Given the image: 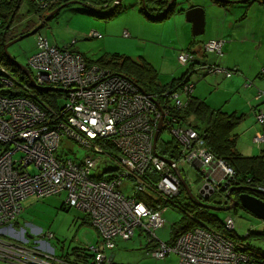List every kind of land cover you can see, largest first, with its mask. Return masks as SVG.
I'll return each instance as SVG.
<instances>
[{"label": "built area", "instance_id": "2783aa9c", "mask_svg": "<svg viewBox=\"0 0 264 264\" xmlns=\"http://www.w3.org/2000/svg\"><path fill=\"white\" fill-rule=\"evenodd\" d=\"M57 1L37 0L42 8ZM123 35L131 36L127 30ZM90 37L102 38L96 31ZM225 45L222 38L212 39L202 49L205 54L222 57ZM74 50L71 45L51 43L38 33L36 50L26 67L37 85L33 86L28 77L34 88H61L65 105L58 104L59 98L55 100L57 106H52L31 97L0 93V146H4L0 151V258L20 264H77L58 260L50 248L43 251V242L29 246V237L10 226L28 198L65 192V203L88 215L99 235L97 245L88 246L92 264H110L108 251L120 241L134 239L137 231L148 235L151 245L147 254L157 260L175 254L182 264H264L243 250L247 246L243 242L207 227L188 230L171 242L161 240L157 234L168 223L165 202L170 204L183 188L175 166L180 171L193 167L210 182L217 173L222 174L213 183L224 192L237 175L231 165L209 151L206 134L190 123H182L173 111L186 108L192 99V67L187 68V81L182 87L160 97L143 92L133 79L90 63ZM199 58L189 49L178 56L181 65H200L207 74L232 77L236 73ZM0 84L5 89L19 85L15 74L1 63ZM258 94L256 99L262 97L261 92ZM255 116L262 127L264 112H256ZM161 121L160 137L168 129L180 146V157L172 159L174 165L154 150V136ZM63 140L79 143L89 154L80 161L68 157L61 149ZM254 141L264 144L263 132H257ZM110 146L123 159L114 156ZM60 149L62 154L58 153ZM99 174H106V178H99ZM139 194L158 203L147 204L138 199ZM224 223L227 232L236 231L231 216ZM43 236L51 239L54 234Z\"/></svg>", "mask_w": 264, "mask_h": 264}, {"label": "rangeland", "instance_id": "374dc122", "mask_svg": "<svg viewBox=\"0 0 264 264\" xmlns=\"http://www.w3.org/2000/svg\"><path fill=\"white\" fill-rule=\"evenodd\" d=\"M31 1L35 2V0ZM213 2V0H177L174 12L182 9L185 12L189 6L197 5L205 10L206 15V9L210 10L214 5ZM20 5L21 8H19V12L12 25L13 31L11 30L9 33L18 34L30 27L33 30L46 18V16L51 14V12L49 13L48 8L44 9L42 10L41 19L40 17L38 18L37 15L30 14L25 4ZM142 9L143 6L140 3V0H124L111 17L103 18L101 14H95L96 11L90 5L74 2L59 10V12H57L46 23L40 33L47 36L51 43H55L60 47L71 45L73 49L83 54L88 60L94 62L102 58H111L114 56H120L123 58L130 57L136 61L145 58L153 63L160 71L159 76L163 83L168 81V67L174 66L177 68L175 75L192 67L191 72L193 79H191V82L195 83L196 81V83H199L197 90L199 89L198 91L200 95L205 98L206 102L214 108L219 106L221 102H224V99L228 98L229 95L225 96V93L223 92H215L212 89V86H201L204 82H208V80L211 79L210 77L215 76V74H207V72L201 69L202 67L200 65L191 66V62L187 65H181L182 63L178 60L180 52L189 49V44L187 43L185 45V40L189 36L193 39L194 36L192 35V29L185 30L166 27L167 23L169 24L170 18L164 22H151L147 16L141 12ZM105 11L107 10L98 12L104 13ZM183 16L186 21L185 14ZM252 16L253 14L249 16L248 20H250ZM127 22L136 24L135 29H127L131 34L130 37H125L123 35V32L125 31L123 28H125ZM212 25L213 29L217 28L216 22ZM106 26H108L109 29H105ZM208 29L210 30L207 31L204 36L197 37V39H204L210 33L211 23ZM93 31L101 34L102 38H91L90 35ZM245 32L256 34L258 38L257 43L260 42L259 38H261L263 46L260 49H257L258 44L254 46V43L248 41L243 49L245 52L247 49H250L249 51L251 52L249 56L245 54V52H242L244 54L238 58L242 65H247L249 60H259L260 58H264V29H257V31L256 29H246ZM36 39L37 34L19 41L9 47V54L18 64L28 67L29 58L36 50ZM250 40H254L253 35L250 36ZM243 44L244 43H240V45ZM240 45L239 47L242 48ZM226 47L227 46H225L223 56L226 54ZM189 50L194 51L193 49ZM207 55L198 60L204 63H210ZM165 64L168 67L164 70ZM237 74H240V72L233 74V77ZM226 79L228 78L226 77ZM255 88L256 87L253 89ZM242 89H240V93H243L241 94L243 99H240V94L235 98L237 103L241 105L244 103V97L247 95L244 93L247 92V90L244 88ZM255 90L259 89L256 88ZM255 90L254 93L250 95L251 98L249 97L251 100L254 97ZM55 97L59 98L58 104L60 106L65 105L66 100L64 97H60V95L51 96V100ZM256 100L254 102L256 104L261 102H256ZM261 106H264V104ZM254 118L257 120L256 117ZM190 121L196 123L193 117H190ZM252 122V125L255 127V120L252 117H250V119L245 117L243 122L235 130V133L239 136L241 148L247 150L248 153H253L251 147H256V152L260 151V146L253 142V134L248 135L247 133L248 129L252 126ZM256 125L258 129L261 130L262 127L258 123H256ZM160 138L163 141H169L172 140L173 135L168 129H165ZM2 149H4V146H0V151ZM61 149L67 152L68 157L79 161L89 154L86 147L81 146L75 141L63 140ZM61 149L58 151L60 154L63 153ZM115 153L118 154L117 151ZM118 156L123 159L121 155L118 154ZM18 157H20V154H18ZM186 168V170L182 171V175L194 195L200 196L203 201L206 196L210 198L214 196L215 201H217L216 204H219L218 206L220 207H224L223 205L225 203L230 205L224 197H220L218 189L215 188L213 182L204 180V178H202L203 176L200 175L195 168ZM32 172H35V170H32ZM182 192L183 190H181L178 197L183 196ZM65 201V192L44 198L30 197L24 201V210L10 226H12L17 232H21L29 237L28 240L31 241L29 246H35L37 243L40 244V242H43L45 245V248L42 249L43 251L48 252L47 249L50 248L51 250H56L58 255L62 254L61 251L67 253L73 247H87L89 242H94V245H97L99 235L96 229L88 224V221L87 223L84 222L85 216L83 215V212L76 208L63 210L61 206ZM179 204L184 206L182 202H179ZM179 204L168 205V210L165 214L168 220L167 229H169L173 223L178 222L185 216L183 209ZM198 209L199 207L197 209L193 207L192 210L194 212L191 214H195V211ZM205 209L208 211L209 215L214 217L219 223H223L228 216H231L235 221V229L240 238H245L250 231H253L255 234L252 235L247 242H249L254 250L262 255L264 254V239L259 235L264 230V222L262 220L255 217L240 204L228 210ZM34 228H37V230L39 229L40 231L37 233L34 231ZM47 232H52L54 237L46 239L43 235ZM140 240L146 244L149 240L148 235L144 232L141 234L137 231L136 238L129 242H118L119 244L114 250H111L112 252L108 251L109 257L114 253V262L121 264H182L179 256L175 254L168 256L165 260H157L145 256L144 252L146 253V250L145 247H141L139 244ZM61 247H64V251L61 250ZM137 248L139 249L137 250ZM171 257L177 259L170 263ZM88 260V264H92V260ZM0 264L20 263L7 262L0 258Z\"/></svg>", "mask_w": 264, "mask_h": 264}, {"label": "trees", "instance_id": "16d2710c", "mask_svg": "<svg viewBox=\"0 0 264 264\" xmlns=\"http://www.w3.org/2000/svg\"><path fill=\"white\" fill-rule=\"evenodd\" d=\"M77 2L80 4H88L90 5L95 11L97 15L101 14L103 18L111 17L117 8H113V5L116 0H58L56 3L47 7L49 10L54 8H58L59 6L70 3V2ZM170 0H145L146 8L142 9V13L147 16L148 19L162 21L174 14V10L170 9L166 15L157 19L159 15H161L165 9H167L168 3ZM258 1L264 5V2L261 0H250L249 2ZM220 2V1H219ZM224 3L226 1H223ZM20 4H25L29 10L30 14L37 15L38 18L42 16V10L47 8H42L41 5L37 2V0H0V63L5 65L15 76L18 78L19 85L13 89H5L0 84V93L8 96H25L31 97L38 102H42L43 104H51L52 106H57L55 97L51 100V96L60 95V92H51L47 88L36 89L32 86L31 81L28 79L26 74L17 66H15L11 60H9L4 51V45L6 42L24 34L30 32L32 29L31 27L25 29L21 33L12 34L11 32L12 25L15 21L16 15L19 12V8H21ZM112 9V10H111ZM107 10L104 13H99L98 11ZM40 14V15H39ZM227 46V44H226ZM203 50V49H201ZM75 51V50H74ZM204 55H206L204 53ZM216 56V55H215ZM204 57V56H203ZM218 57V56H217ZM223 57V56H222ZM86 58V57H85ZM87 59V58H86ZM90 61V60H88ZM90 63H96L104 68H109L111 71L116 72L118 74H123L137 83V85L146 91L147 93L162 96L168 90H175L178 87H182V85L187 81L185 76L188 73L184 74V77L181 80H177V82H173L167 85H162L159 82L158 73L153 68V66L148 63L146 60L142 59L140 61H136L129 58H123L120 56L114 57H107L102 58L96 62L91 61ZM232 70V69H231ZM235 70V69H234ZM261 74L264 75L262 72ZM54 93V94H53ZM58 93V94H55ZM48 99V101H47ZM54 102V103H48ZM175 115L180 118L182 123H190L193 125L198 131L201 133L206 134V141L207 147L209 151L216 157L220 159H224L229 165H231L237 175L236 178L232 181V187H243L242 192H248L249 194H254L262 199H264V195L259 193L263 191L264 188V153L260 156L256 157H245L239 153L237 150V135L233 134V131L238 126L240 120L239 118L229 116L221 111H209L208 106L203 102L199 101L194 98L192 95V99L189 105L183 109H173ZM190 117L194 118L196 123H192L190 121ZM204 125V127H202ZM116 148L110 146V152L113 153L114 156L116 154ZM118 152V151H117ZM157 152L167 158L178 160L180 157V146L174 139L169 141H163L161 138L158 142V149ZM113 168V167H107ZM106 169V168H105ZM100 175V174H99ZM99 178H106V174L103 176H99ZM158 178V177H157ZM156 179V178H154ZM248 180H251L248 182ZM231 187V188H232ZM230 188V189H231ZM183 190L182 197H173L169 202H165V205H178L182 207L185 216L176 223L171 225V239L174 240L180 234L187 232L188 230L194 229L196 227H207L223 234H229L230 237L234 238L238 242H243L244 245H247L246 248L243 250L251 256H255L258 260L264 262V254L257 252L254 250L249 242L252 235L255 233L250 231L245 238H240L237 235L236 231L227 232L225 229V223L217 222L214 217L210 216L208 211L202 207H199L196 202L191 200L184 187L181 189ZM180 190V192H181ZM229 191V190H228ZM264 192V191H263ZM220 197H224L230 204L232 203L228 196L227 192L224 194L218 193ZM240 191L234 189L230 195L234 199H237L240 195ZM179 195V194H178ZM210 198V197H209ZM138 199L147 203L151 204L152 202H157V200H153L152 197L147 195L139 194ZM211 204H216L215 197H211L209 201ZM219 205V204H218ZM217 205V206H218ZM239 205V204H237ZM237 205H234L237 206ZM224 207H228L227 203L223 205ZM199 209L195 211V214H191L194 211L192 208ZM197 207V208H196ZM61 208L63 210H69L71 208L70 205L64 203ZM202 208V209H201ZM85 217L84 222L90 224L92 227V223L88 215L83 214ZM262 239H264V230L259 234ZM170 240L169 242H171ZM121 242V241H120ZM98 243V242H97ZM88 246L94 245V243L87 244ZM151 242L147 244V248H149ZM73 247L67 253L61 251V257H63L67 261H71L70 257L75 255L76 260H72L71 262H75L77 264H88L90 258L93 257L92 252L89 250V247ZM117 247V246H116ZM61 250L64 251V247H61ZM82 251V252H81ZM81 252V253H80ZM112 252V251H111ZM80 253V255H79ZM66 257V258H65ZM110 264H121L116 263L112 260ZM123 264V263H122Z\"/></svg>", "mask_w": 264, "mask_h": 264}, {"label": "crops", "instance_id": "0c3cea01", "mask_svg": "<svg viewBox=\"0 0 264 264\" xmlns=\"http://www.w3.org/2000/svg\"><path fill=\"white\" fill-rule=\"evenodd\" d=\"M214 5L212 6V8L210 10L206 9V15H205V19H206V24H205V32L204 34L200 35V36H194L193 34V39L191 38V36L187 37L185 40V45L188 43L189 44V49H193L200 58H203L204 52L202 49V46L208 42L209 40L212 39H224L226 41L227 47H226V54L223 57H217L212 53H207L209 55L208 56V60L210 63H215L217 66H220L222 68L225 69H235L236 72H240V74H237L235 77H227L228 79H226V76L223 75H217L215 74V76L210 77L211 79L208 80V82H204L201 86H212V89L215 92H223L226 95H229L228 98L224 99V102H221V104H219V106L217 107H212L211 105H209L205 98H203L200 93H199V89L198 85L199 83H196L195 81V86L194 89L195 91L193 92V96L195 99L199 100V101H203L209 108V111H221L222 113H225L229 116L232 117H236L239 118L240 122L238 124V126L243 122V120L245 119V117L249 118L252 117L255 120V127L252 125L253 122L251 123V127L248 129L247 133L248 135L253 134V142L254 141V136L257 132L261 131L264 134V125L262 126L261 130L258 129L256 123L257 120L254 118L256 117L255 114L256 112L259 111H263L264 112V106H261L264 104V75L261 74L263 69H264V58H260L259 60H249L247 62V65L244 64L242 65L240 60L238 59L240 56H242L245 52V50L243 49V47H245V45L248 43V41H251L252 43H254V46L256 44H258L257 49H260L263 46V42L261 40V38H259V43H257V35L256 34H252L250 32H245L246 29H264V5L261 4L258 1H253V2H246V3H230V2H223V1H217V0H213ZM262 1V0H261ZM185 12L183 10L180 11H175L174 14L172 16H170V20H169V24L167 23L166 27L169 28H175V29H192V24L191 23H187L184 19V15ZM253 14L252 18L250 20H248L249 16ZM167 18V19H169ZM247 18V19H246ZM165 19V20H167ZM151 22H153V20L149 19ZM165 20L162 21H158V22H164ZM154 22H157L156 20H154ZM216 22V27L215 29H213V23ZM248 22V23H247ZM211 23V31L210 33L204 38V39H197V37H201L204 36L205 33L207 31H209ZM247 23V24H246ZM246 24V25H245ZM135 25L136 24H132V23H126L125 24V30L127 29H135ZM165 28V27H164ZM105 29H109L108 26L105 27ZM124 34V32H123ZM253 35V39L254 40H250V36ZM105 38V37H104ZM103 38V39H104ZM134 40V38H133ZM109 41V40H108ZM240 43H244L243 45H240ZM239 45L242 47L240 48ZM226 46V45H225ZM250 49H247L245 54H247L248 56L250 55L249 51ZM144 60H146L148 63H150L153 68L156 70V72L158 73V77H159V82L162 85H167L173 82H177V80H181L184 77V74L186 73V71L184 72H180L178 75H175V72L177 70L176 67L171 66L168 67L166 64L164 66V70L165 68H169L168 72H167V79L168 81L163 83L160 80V71L154 66L153 63H151L150 61H148L147 59L143 58ZM193 79V77H190V80ZM198 82V81H197ZM250 82V85H247V83ZM197 84V85H196ZM248 87V88H247ZM254 87H256L259 90H255L253 89ZM244 88L245 90H247L245 97H244V103L238 104L237 101L235 100L236 96L238 94L240 99H243L242 95L243 93H240V89ZM222 90V91H221ZM243 90V89H242ZM253 90V91H250ZM255 90V94L253 95V99L251 100V96L252 93H254ZM257 91V94H256ZM258 92L262 93V97L260 99H255L259 94ZM250 97V98H249ZM256 100V102L261 101L260 103H254ZM235 103V104H234ZM246 104H251V105H246ZM237 126V127H238ZM204 127V125L202 126ZM236 127V128H237ZM235 128V130H236ZM235 130L233 131L234 135H237L235 133ZM237 150L239 151L240 154H242L245 157H256V156H260L264 153V144L263 145H257L260 146V151L256 152L254 147L252 148V152L253 153H248L247 150L241 148L240 142H239V136L237 135ZM259 148V147H258ZM259 154V155H258ZM253 155V156H251ZM222 174L217 173L214 177L213 180H211V182L214 181H218L221 179ZM37 231V228H34ZM171 227L169 229L166 228L160 230L157 232L158 236L160 237L161 240L163 241H170L171 239ZM139 233H141V231H139ZM142 234V233H141ZM137 235V234H136ZM136 238V236L134 237ZM90 243V242H89ZM94 243V242H93ZM91 244V243H90ZM119 244V243H118ZM139 244L141 245V247H145L146 253L144 252L145 256H148L147 254V250L149 248H147V244L148 242L145 244L143 243V241H139ZM139 248H137L138 250ZM82 252V251H81ZM80 252V253H81ZM79 253V255H80ZM112 257V260L114 261L115 258V254L112 253V255H110ZM76 260L75 255H72L70 257V260ZM177 259V258H176ZM174 257H171V262H173ZM8 262V261H7Z\"/></svg>", "mask_w": 264, "mask_h": 264}, {"label": "water", "instance_id": "95a60500", "mask_svg": "<svg viewBox=\"0 0 264 264\" xmlns=\"http://www.w3.org/2000/svg\"><path fill=\"white\" fill-rule=\"evenodd\" d=\"M123 1L124 0H116L112 9L118 8L119 6H121ZM217 1H227L230 3H246L250 0H217ZM262 1L264 2V0H262ZM71 3H74V1L70 2V3L63 4L62 6L56 8L54 11L51 12V14L49 16H46V18L35 29L31 30L28 33H24V34H22L16 38L10 40L9 42H6L4 45V51H5L7 58L9 60H11V62L15 66L19 67L26 74V76L32 80V84L35 87L37 85L35 83V80L31 74V72H29V70L25 66L18 64L16 62V60L13 57H11V55L9 54V47L18 43L19 41L27 38V37H29V36H33V35L40 33V31L46 25V23L57 12H59V10H61L62 8H64L65 6H67ZM176 3H177V0H170L168 3L167 9H165V11L156 18L160 19L161 17L166 15L170 9L174 10ZM141 4H142L143 8H146L145 0H141ZM185 16H186V21L192 24V34L194 36H200V35L204 34L206 19H205V10L202 7H198L197 5L189 6V8L187 10H185ZM40 18L42 19V16ZM47 89L51 92H62V89L58 88V87H49ZM141 90H143V89H141ZM143 92H146V91L143 90ZM162 122L163 121L160 122L159 129L155 133V136H154V150L156 152V155L159 156L162 160L167 162L169 165H174L175 164L174 160L167 158L166 156H163L157 152V146H158V142L160 139V133L162 130ZM175 169H176L177 176L180 178L188 197L191 200H193L194 202H196L199 207L207 208V209H215V210H228V209L234 207V205L240 204L243 208H245L247 211H249L255 217H257L258 219H260L264 222V199L254 195V194H249L248 192H242L243 187H232L230 189V191L227 192V196H228L229 200L232 202L228 207H220V206H216L214 204L207 203L201 199H198L197 196L192 193V191L190 190V188L187 185L186 180L181 175L180 170L176 166H175ZM234 189H237V191H240V193H241L237 199H234L230 195V193ZM259 193L264 195L263 191H260ZM205 199L207 200L206 197H205Z\"/></svg>", "mask_w": 264, "mask_h": 264}, {"label": "flooded vegetation", "instance_id": "af4514ba", "mask_svg": "<svg viewBox=\"0 0 264 264\" xmlns=\"http://www.w3.org/2000/svg\"><path fill=\"white\" fill-rule=\"evenodd\" d=\"M55 9H56V8H54V9H52V10H48V11H49V13H50V12L54 11ZM231 187H232V185L230 186V188H231ZM230 188H229V191H230ZM218 193L224 194V193H226V192H224L222 189H221V190L218 189ZM197 198L202 200V198H201L200 196H197ZM206 198H207V200L205 199L204 201L207 202V203H210V202H208V201H209V197L206 196ZM210 204H211V203H210ZM212 204H213V203H212ZM214 205H217V204H214ZM225 207H226V206H225ZM201 209H202V208H201ZM203 209H204V208H203ZM55 255H56V258H57L58 260H60V261L65 260L63 257L59 256V255L56 253V250H55Z\"/></svg>", "mask_w": 264, "mask_h": 264}, {"label": "bare ground", "instance_id": "6f19581e", "mask_svg": "<svg viewBox=\"0 0 264 264\" xmlns=\"http://www.w3.org/2000/svg\"><path fill=\"white\" fill-rule=\"evenodd\" d=\"M255 137V136H254ZM260 145H263L262 143L260 144ZM181 172V175H182V171H180ZM183 176V175H182ZM184 178V177H183ZM215 188H216V186H215Z\"/></svg>", "mask_w": 264, "mask_h": 264}, {"label": "clouds", "instance_id": "9594fccd", "mask_svg": "<svg viewBox=\"0 0 264 264\" xmlns=\"http://www.w3.org/2000/svg\"><path fill=\"white\" fill-rule=\"evenodd\" d=\"M141 3V2H140Z\"/></svg>", "mask_w": 264, "mask_h": 264}]
</instances>
